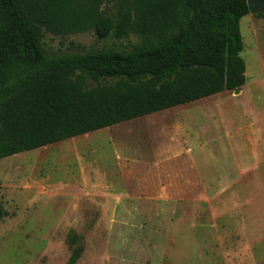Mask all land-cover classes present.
I'll list each match as a JSON object with an SVG mask.
<instances>
[{
  "label": "rangeland",
  "instance_id": "obj_1",
  "mask_svg": "<svg viewBox=\"0 0 264 264\" xmlns=\"http://www.w3.org/2000/svg\"><path fill=\"white\" fill-rule=\"evenodd\" d=\"M240 28L239 95L0 160V264H264V18ZM44 41L63 54L114 40ZM140 44L132 34L116 48Z\"/></svg>",
  "mask_w": 264,
  "mask_h": 264
},
{
  "label": "trees",
  "instance_id": "obj_2",
  "mask_svg": "<svg viewBox=\"0 0 264 264\" xmlns=\"http://www.w3.org/2000/svg\"><path fill=\"white\" fill-rule=\"evenodd\" d=\"M248 15L246 0H0V160L241 90ZM90 31L113 47L44 41Z\"/></svg>",
  "mask_w": 264,
  "mask_h": 264
},
{
  "label": "water",
  "instance_id": "obj_3",
  "mask_svg": "<svg viewBox=\"0 0 264 264\" xmlns=\"http://www.w3.org/2000/svg\"><path fill=\"white\" fill-rule=\"evenodd\" d=\"M249 8V14H260L264 12V0H246ZM236 95L241 93V90L234 92Z\"/></svg>",
  "mask_w": 264,
  "mask_h": 264
}]
</instances>
